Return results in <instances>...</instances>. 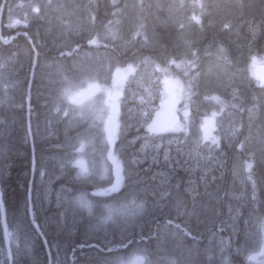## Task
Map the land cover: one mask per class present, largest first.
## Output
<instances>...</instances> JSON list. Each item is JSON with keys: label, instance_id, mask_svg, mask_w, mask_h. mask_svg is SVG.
Listing matches in <instances>:
<instances>
[{"label": "trees", "instance_id": "1", "mask_svg": "<svg viewBox=\"0 0 264 264\" xmlns=\"http://www.w3.org/2000/svg\"><path fill=\"white\" fill-rule=\"evenodd\" d=\"M10 1L11 0H8L7 3H10ZM21 1L22 2H19L20 4H17L16 0V5L23 6L33 0H28L29 2L27 0ZM76 1L51 0V6L54 5L55 7H47V10L45 11V13H47L43 16V21H40L38 26L36 23L32 24V21L36 20V18L38 17V15L37 17L35 15L34 18L23 20L24 23L14 22L11 18H9L6 22L8 31H5L4 28H1L3 29L2 34H6L7 32L8 35H14L23 31L28 32L30 39L23 37L22 34H18L15 40H13V44L5 46L0 42V187H2L4 190L5 204V210L3 212L4 214H0V264H25L26 262V264H49V259L50 264H59L54 258V253H56L55 242L58 237H60L58 239L60 240L61 248H63V255L67 264H116L118 261V257L120 255L125 257L124 254L128 253L127 251H129L130 247L133 246V248L139 246L138 248H140L141 250L144 249L143 253L146 264H195L197 260V263L201 264L205 259V251H207L208 247L211 245L210 243L213 241V238L211 239V241H208V239L212 234L216 233L215 231L218 228L217 226L219 225L221 227V233L224 234V236L229 235L226 230H223V221L221 220L222 218L219 214L220 211H225V205L233 201L229 194L228 188L220 185L218 188H207V191L209 189L207 193L196 191L194 197L196 201H194V199L192 198L193 203H191V196L190 194H188V190H186L185 187L187 183H184L187 179L190 178L189 172L191 171V161L189 158L186 161V157L183 155V164L179 165V167H174V173L170 176L166 184L168 193L165 192L161 197L163 203L161 204L163 206H160L157 210H154V208L151 207L152 205H150L151 199H149V196L140 192V190L143 191L144 186L137 183V179L140 176L138 168L130 164L131 159L137 153L135 152L133 155L127 154V152L129 153V143L127 139H129L130 136L129 134L124 135V133L122 132L126 125V119L125 114L121 115L120 109H118L119 107H117V113L115 109L113 110L114 114L111 123H114V128H121V133H118L117 137V133L116 131L114 132L113 128H111V133L110 131L107 132L110 137V140L104 146V149H106L107 152L101 159V155L98 153L99 159H96V161L94 162V166L92 165V167L98 169L99 167L97 165H99V163H102V159L105 161L106 166L108 165L107 162L109 161V167L111 165L112 166L111 169L107 167L109 170L107 169L106 176L104 178H94L93 174L92 177L90 174L87 178L88 180H85L84 178H82L81 174L77 172L76 166H70L68 169H66L67 173L59 177L60 180L59 178H57L56 181L54 180L52 183L56 184H54L55 186H52V192L58 191L59 189L57 187L61 185L64 192L65 190H68L67 192L70 194L69 197H73L71 193H73L74 196L78 197V205L74 204V202L78 200L72 199V197H70L68 198L69 202L64 199L65 203L63 204L62 208H59L62 205L55 206L54 208L53 196H50L49 202L46 204L43 197V190L45 189V186L42 185L41 178L44 169H47L48 167V163L44 166L43 160H46L48 158L49 161L53 160L55 151H60V154L66 155L63 157V160L67 163L69 159L74 157V154L76 152L70 149L66 151V147H68L69 145L73 146V143L79 146V143H77L78 134L83 133L81 136H83L82 138H85V140L87 139V137L84 136L85 133H87L89 136L94 135L96 137H99V134L96 135L93 133H96L97 130L95 129L94 125L90 127L91 123L89 121L87 124L88 126L82 127V123H80L78 121V118L76 117L77 113H69L68 111L63 115L66 107H62V105L67 104L63 101L64 99L58 101V98L62 97L61 93L66 87L77 88L81 85L84 86V83L89 80H98V82L96 83L101 84L102 80H99L98 77H100L101 75L102 66L104 67V65L108 62L107 58L102 57L101 59V51L106 50L111 54L113 52L123 53L125 60H127L128 62H121V64L118 65L119 67H124V65L132 67H134V65L137 66V64L140 65V62L144 61L146 59V56L149 55L151 57V60L154 61L157 66L165 69V64L170 62L172 53L176 52L175 49L180 51L183 47V41H194L193 43H191L194 47L193 50L195 49V53L201 54V58L199 59L198 63L206 61L207 55L211 54L212 52L213 55L215 54L217 58L222 60L220 62V65H232L231 69H233V71L230 70V72L235 73L238 69H240V67H243L245 65V63L249 60V57L252 58L255 56H264V0H180L182 4L190 2L189 4H191V6H194L192 13H187V17L182 19L183 22L185 21V19H189L190 21H188L190 23L188 33L185 35H179L178 33L183 32V30H177V26L174 24L177 20H179V18L177 20L176 18L172 19L171 17H169V12L168 15H166V9L163 7H172L170 0H128L129 4H123L125 0H83L84 5L82 10H84V13L81 14V16L85 23L87 21L89 22V25H87L86 27L82 26L80 28L77 21L73 22V20L67 18L74 12L76 13L77 11H80L77 7H72V3H76ZM161 2H163L162 6H160ZM102 4H105V6H103ZM148 6L151 7L149 8ZM151 11L154 12L153 16L158 17V19L156 18L152 21H160L161 23L160 26L155 25L156 34L155 32L153 33V38L148 36V32L150 31H147L146 28V22L150 21V18L152 17ZM108 15L109 17H107ZM64 19H69L68 22L70 25H68V31L64 33L57 32V35L54 34L56 31L63 29L62 23ZM152 21L150 22L151 26L155 24ZM3 24L4 22L1 24L2 27ZM170 24H172L176 28H174L173 26L170 27ZM11 27L15 30L11 29ZM93 36L95 38L93 40L95 47H88L86 41L92 39ZM178 36H180L181 38ZM182 37H184V40L182 39ZM30 40H32L34 43L32 47L29 43ZM19 43L21 45L17 46ZM33 47L37 51V61L35 67L33 68L31 79L30 74L34 59ZM82 48L86 49V52H81L80 50ZM166 49L169 50L167 51ZM201 49L203 50V52ZM149 52H151L152 54H150ZM76 54L77 56H75ZM152 56H154L155 59ZM203 56L206 58H203ZM196 58L192 60L194 64L197 61ZM157 62L159 65L157 64ZM233 62L238 63L234 64ZM193 63L191 64L193 68L190 71L194 70ZM239 63L242 64V66ZM190 77L192 78V76ZM30 80L31 83H29ZM192 81H195V79L192 78ZM237 83V87L235 88L237 89L236 91L240 92L237 94V97L240 98V101L242 102L239 111H245L249 115V118H251L252 112H254V116L251 119L252 126L263 122L264 113L262 111L261 105L264 103V85L260 84L259 81L252 76L251 79H248V82L243 85V91V86ZM29 84L30 89L28 91ZM246 85L248 87V90L245 89L247 88ZM239 88L241 89L240 91ZM28 94L29 110H27L26 104ZM249 96H251V99ZM54 102L57 103V109L53 108ZM219 106H221L224 110L223 113L230 112L228 108H224V106L220 104ZM47 111L48 113L49 111L53 113L55 121L54 123L57 125H55L54 127L56 128H51V126L48 124L51 118L48 116ZM235 114L238 118L242 117L243 120L247 119L246 117L243 118V116L239 115L237 112ZM258 115L263 117H258ZM58 117L61 118L60 121ZM89 118H91V116H89ZM69 122H72V124L67 126L64 124H67ZM84 124H86V122ZM243 124L244 123L242 122V124L240 125L241 128L244 127ZM93 127L94 129H92ZM49 128H51L52 130H50ZM261 130L264 131V128ZM96 137H93V139L90 138L92 139V144L88 143L90 146L97 147L98 139ZM118 138L121 140L119 141V143H117L119 140ZM122 140H124V142ZM121 142L123 145L121 144ZM182 143L184 142H180V144ZM120 144L124 148H120ZM234 146L235 144L231 147V158L235 153H238V149H235ZM223 148L225 150V146ZM118 150L121 155L123 154L125 156H121ZM227 153L229 156V151ZM89 155L90 151L86 150V157H89ZM177 155L181 156L182 154L177 152ZM43 157L45 158L43 159ZM33 159L35 160V169L33 173L31 188H29V177L32 174V170L30 169H32ZM257 160L259 162L264 161V152L259 155ZM89 163L90 161L88 159L87 164L90 167ZM110 163L112 164L110 165ZM262 164H264V162ZM114 165H116V167H114ZM102 166L104 167L103 163ZM95 168H93V170H95ZM69 169L71 171H68ZM141 169L142 167L140 168V170ZM72 170L75 174L72 172ZM263 170L261 169V173L264 175ZM173 171H171V173ZM174 174H176V177ZM177 176L178 178H181L178 179ZM38 179H40L41 181H39ZM36 180L38 182H36ZM177 182H179V185ZM34 184H36V187ZM78 184L81 186H79ZM76 185L81 187L82 190L84 188V190H80L81 188L79 187L78 190ZM72 186L74 189L72 188ZM37 187L39 190H37ZM105 187L106 189H104ZM221 187H223L224 189H221ZM87 188H92V190L87 191ZM30 189L37 191H30ZM75 189L77 191H75ZM171 191H173L174 193L177 192V198H174L173 195L175 194H172L173 192ZM216 191H218V193ZM121 193L124 194L125 197H122ZM204 194L205 196H203ZM214 194L216 195V198ZM119 197L122 199H120ZM169 197L171 199H169ZM28 198L30 199L32 208V218L33 221H35V226H38L36 227L40 232L39 235L37 230L31 223L30 216H28ZM103 198L105 200H103ZM260 198L261 196H259V194H254L251 191V188L249 186H246V190L243 192V201L244 203L246 201L247 204H244L245 207L242 206L241 213L245 215L249 210L253 208V210L262 214V210H264V201L261 202ZM146 199L148 201H146ZM101 200H108L110 209L117 207L115 204L117 200H119L120 205L118 206V208H120V210H125V213L121 215L125 219L121 216L118 219H108L106 217L107 209L105 211H102L100 208ZM82 201H86L90 207H85V203ZM175 201H177V203ZM146 203L148 206L146 205ZM168 203H170V206ZM207 203L209 204L207 205ZM248 204H251V206ZM165 205L167 207H165ZM175 206L179 211L174 208ZM191 206H193L194 208ZM247 207L250 209H248ZM146 208L147 210H145ZM182 208L186 210H183ZM206 208H208V210ZM180 210L182 211L180 212ZM41 211L45 212L41 214ZM111 212L113 214L117 211L116 209H111ZM144 212L147 213L145 214ZM148 213H150L151 217ZM50 215L53 218H51ZM146 215L147 217H144ZM182 215L184 216V218ZM192 215L193 217H191ZM244 215H242V218L244 217ZM153 216L155 219L153 218ZM54 217L56 218V223L54 222ZM142 217L144 218L142 219ZM157 217L159 219L161 217V219L159 220ZM192 218H195L194 221ZM51 219H53V221ZM115 219L117 221L122 219L124 220V222L120 220V223H117ZM195 220L200 224L201 228H198L199 225H197V222ZM184 221L186 223H189L188 226L190 225V227L186 226V223H184L183 225L182 222ZM2 226L4 228V231L2 229ZM122 226H125L127 228L124 229V227ZM179 226H181L182 228ZM117 227L120 228L118 229ZM162 227L167 229H165L166 232L164 233V235L166 234L165 239L168 243L166 241L161 243L162 239H160L161 241L159 240V234L164 231ZM52 228L54 231L52 230ZM119 230L120 234L119 232H116ZM27 231H30L29 233L31 235ZM24 233L25 235H23ZM84 233H86V235ZM99 233H101L103 236H101V234L99 235ZM168 233H172V236ZM122 234L124 236H122ZM29 235L32 239H34L32 242L30 241L31 239ZM204 235L205 239L203 240ZM81 236H84L85 238H82ZM153 237L156 240L158 239V241L152 240ZM107 239H109V241ZM180 239L183 242H181ZM202 240L203 242H205L202 243ZM124 241L125 243H123ZM215 241L216 240H214L212 243L215 244ZM26 242H28L29 244H23ZM131 242H135L134 245ZM208 242L210 243L208 244ZM138 243L140 245H138ZM180 243H184L182 245L185 246H182ZM151 244L155 246V248H153V246L151 247ZM188 244L189 247L187 248L189 249L185 248ZM24 245L27 247H25ZM106 245L109 246L107 247ZM156 245H158V248L156 247ZM11 246L13 247V249H11ZM166 246H168V248ZM18 249L21 251H19ZM44 249L46 251H44ZM117 252L119 256H117ZM51 253L53 254L50 255ZM92 253L93 256H91ZM223 253L224 255L222 254V257L225 261L232 264L239 262V259L233 253L232 243L230 241L229 243L226 242V247ZM8 254L10 256V260ZM115 255L117 256V259H115L116 261L114 260V258H116ZM112 256H114V258ZM197 256H199V258ZM93 257L95 259H93ZM28 258L30 260H28ZM200 258L201 260H199ZM96 259L97 261L94 262ZM98 259L101 260L99 261ZM216 260L217 259H214V262ZM28 261H31L32 263Z\"/></svg>", "mask_w": 264, "mask_h": 264}, {"label": "rangeland", "instance_id": "2", "mask_svg": "<svg viewBox=\"0 0 264 264\" xmlns=\"http://www.w3.org/2000/svg\"><path fill=\"white\" fill-rule=\"evenodd\" d=\"M45 1L46 0H35L30 7L22 8L20 10L15 8L16 2H11L8 11L14 22L24 23L23 19L29 20L37 14L38 16H43L44 10L47 8L46 4H48L49 0L46 1L44 6L40 5L45 3ZM125 1L129 4L128 0ZM170 1L172 7L169 8L164 6L163 8L166 9V15H168V12L170 13L169 17L172 19L176 18L177 20L179 18L174 24L177 26V30H180L182 19L187 17L185 14L192 13L194 6H191V4H189L190 2L182 4L180 0H178L179 2L177 0ZM72 4V7H77L80 11H77L76 13L74 12L67 18L73 20V22L77 21L79 28L89 25V22L87 21L85 23L81 16V14L84 13L82 10L84 5L83 0ZM162 5L163 2L160 3V6ZM53 7L55 6L53 5L50 8ZM151 13L152 17L150 18V21L146 22V28L147 31H150L148 32V36L153 38V33L155 32L156 34L155 25L160 26L161 23L160 21H152L153 19H158V17L153 16L154 12L151 11ZM69 19H64L63 29L56 31L54 34L57 35V32H67L69 29L68 25H70L68 23ZM151 21L155 23L152 26L150 23ZM169 26L171 27L173 25L170 24ZM173 27L176 28L175 26ZM178 34L182 35L181 32ZM94 39L93 36L92 39L88 40V46L95 45L93 43ZM182 44L183 47L180 51L178 50V52L176 51L172 53L170 57L172 59H170L169 63L165 64V69L158 67L151 59L146 57L142 65L140 64L134 67L125 66L106 68L102 71V74L100 75L101 78L98 77L99 80H102L101 84L96 83L98 80H89L84 83V86L81 85L77 88H64L61 93L62 97L58 98V101L64 99L63 101L67 104L62 105V107H66L63 115L68 111L69 113H77L76 117L78 118V121L82 123V127L88 126L87 124L89 121L91 123L90 127L94 125L97 130L96 133H93L96 135L99 134V137L94 135L89 136L85 133L84 136L87 137L85 140V138H82L83 136H81L83 133L78 134L77 143H79V146L73 143V146L69 145L66 147V151L70 149L76 152L74 157L69 159L67 163L63 160V154L54 156L53 160L48 163L47 170L44 167L45 169L42 173V185L45 186L43 197L47 204L51 194V197L53 196L54 201L56 202H54L55 205L53 204L54 207L58 203V205L63 206L65 203L64 199L69 202L68 198L72 196L69 197L68 190H65L64 192L63 187L61 186L57 187L59 189L56 191L57 193L55 191L51 192V190L53 181L66 174L67 172L65 171H67L66 169L70 166H76L77 172L81 174L84 179H87L91 172L94 175V178H104L106 176L107 173L103 172V170H107L103 159L101 162L104 164L105 168L100 165L99 169H101V171H97V169L96 171H92L94 168L92 165L96 159H99L98 153L101 155V159L107 152V150L104 149V146L108 143L110 137L107 133L106 126L109 123V116L114 110L113 106H119L121 115L125 114L126 119V125L122 132L124 135H130V138L127 140L129 143V154H134L135 150L137 153L131 159L130 164L134 167H138V170L142 167V169L139 170L140 176L137 179V183L144 186L143 191L140 190V192L150 196V205L153 206H151L152 208L158 209L159 206H162L163 203L161 197L163 196V193L168 190L166 184L172 175L171 171L174 169V164L177 167L183 164L184 156L186 157V161L188 158L191 161V171L189 172L190 178L189 181L187 179L184 182L187 183L185 185L186 190L187 187H189V191L187 192L190 194L191 199H194L196 191L207 193L210 188L213 189L214 186V188H218L220 185L228 187V189L230 188L229 194L233 201L225 205V211H220L219 213L222 218L221 220L224 222L223 230H226L229 235L224 237L221 233V227L219 225L217 226L216 233L212 234L209 238V240L212 238L213 241L216 240L215 244L212 243L213 241L211 242V245L208 248L209 250L207 249L206 251L207 258L205 255L204 263L202 262L201 264H209L210 262V264H232L225 261L222 257L226 242L229 243V241L232 243L233 253L239 259V262L234 264H264V210H262V214H260L252 208L244 215L242 222H240L242 219L241 208L245 204L243 201V192L246 190V186H249L254 194L256 193L261 196V202L264 201V175L261 173V169L263 170L264 168V164H262L264 161L259 162L257 160L259 155L264 152V131L261 130L264 128V121L258 124H255L254 122L255 126L252 128L250 120L253 118L254 112H252L249 120V115L246 112L239 111L242 102L238 97H235L238 94H236L237 89L235 88V80L238 84L243 86L248 82V79H251V76L255 77L254 69L257 66L264 65V56L249 57V60L245 63L244 67H240L235 74L230 72L232 66L227 64L223 66L220 65L222 60L212 53L207 55L206 61L198 63L201 55L199 56L198 53H193L194 50L193 46H191L192 44L187 43L186 40L185 42L183 41ZM101 54V59L102 57H107L108 59V53L106 51H101ZM197 55L199 56V59ZM75 56H77V54ZM193 57H197V61L193 65L194 70L190 71L193 68L191 66L193 63L192 60L194 59ZM192 73L196 78L195 81H192V78L190 77L193 76ZM192 89L196 92V95ZM233 92H235L234 95ZM53 104V108L57 109V103L54 102ZM219 104L228 108L230 113L222 114L224 110ZM261 108L264 113V103L261 105ZM236 112L241 116H245L247 119L243 120L240 117L238 119L235 115ZM164 115L168 116L167 118H169V121L165 120ZM48 116L51 118L48 124L51 128H55L54 126L56 124L54 123L53 113L49 111ZM89 116H91V118H89ZM258 117L262 118L263 116L258 115ZM58 118L60 121L61 118ZM85 122L86 124H84ZM206 122L209 123L210 127H205L203 129L202 126L206 124ZM242 122L244 123L243 128L240 126ZM64 124L67 126L72 124V122ZM51 128L49 129L52 130ZM109 128H114V123H111ZM246 129H249L250 131H246ZM93 137L98 139L97 147L88 144H92ZM243 138L245 139L243 140ZM231 139L233 140L231 141ZM236 139L238 140L235 143ZM182 141L184 144H180ZM185 143V148L190 151L189 154H186L185 149L182 152V148H179L183 147ZM234 143V148L238 149V153H235L231 158V147ZM187 145H190L191 147L189 146L190 148H188ZM173 146H175V148L172 150L171 147ZM224 146L225 150L223 148ZM86 150L90 151L89 157H86ZM228 151L229 156L227 153ZM177 152L182 155H177ZM60 157H62V159H60ZM87 158L91 163H89L90 167L87 164ZM97 166L99 167V165ZM215 170H217L218 175H215ZM46 176L48 178H46ZM148 179H150V181ZM189 182H192V185H190ZM150 183H152V186ZM106 187L104 189H106ZM223 187H221V189H224ZM207 188H209L208 191ZM159 190L161 193H159ZM71 195H73L72 199L78 198L72 193ZM78 202L79 200L75 201L74 204L78 205ZM82 202L87 203L86 201ZM100 205L102 211L107 209L106 217L108 219L115 217L118 219L123 213H125V210H120V208H118L120 205L119 200H117L115 204L117 207L111 208L112 210L116 209L117 211L113 214L109 208V201H101ZM32 225L34 226L35 224L32 223ZM34 227L37 230V227ZM162 228L165 229L164 227ZM38 231L39 230H37V232ZM165 232L166 231L164 230L159 236V239H162L161 243L165 242L164 238L166 235L162 236ZM38 233L40 234V232ZM55 247V260L59 264H67L63 255V248H61L58 239H56ZM140 250V248L130 247L125 258L120 256L116 264H122L123 261L130 260L134 256L140 257L136 264H146L144 255L142 254L144 250ZM214 259L217 260L214 262Z\"/></svg>", "mask_w": 264, "mask_h": 264}, {"label": "bare ground", "instance_id": "3", "mask_svg": "<svg viewBox=\"0 0 264 264\" xmlns=\"http://www.w3.org/2000/svg\"><path fill=\"white\" fill-rule=\"evenodd\" d=\"M7 1H8V0H0V42H1L3 45H5V46H6V45H9V44H13V43H14L13 40H15V38L17 37L18 34H22L23 37H25V38H29V34H28V32H24V31H23V32H20V33H17V34H14V35H10V34L8 35L7 32H6V34H5V33L2 34V30H3V29H1V28H4L5 31H8V30H7L6 22L8 21L9 18L12 19V16L10 15V13H9V11H8V10H9V5L11 4V2H13V3L16 2V0H11L10 3H7ZM27 1H28V0H27ZM34 1H35V0L31 1L30 3H28V2H29V1H28V2H27L28 4H25V5H23V6H19V5H16V4H15V5H16L15 8L18 9V10H20V9H22V8L30 7V6L34 3ZM46 1H47V0H46ZM46 1H45V3H43V4L40 5V6H44V5L46 4ZM50 1H51V0H49L48 4H46L47 7H48V6H51ZM74 1H76V0H74ZM19 2H22V1H21V0H17V4H20ZM76 2H78V1H76ZM25 3H26V2H25ZM125 3H126V1L123 2V4H125ZM147 3H148V2H147ZM192 3H193V2H192ZM22 4H23V3H22ZM102 5L105 6V4H102ZM107 5H108V4H107ZM11 6H12V5H11ZM100 6H101V5H100ZM100 6H99V7H100ZM142 6H143V5H142ZM45 7H46V6H45ZM137 7H139V6H137ZM143 7H144V6H143ZM148 7H149V6H148ZM150 7H151V6H150ZM150 7H149V8H150ZM11 8H12V7H11ZM42 8H43V7H42ZM42 8H41V10H42ZM142 9H143V8H142ZM46 10H47V8L44 10V14H43V16L45 15V11H46ZM155 10H156V9H155ZM140 11H141V8H140ZM148 11H149V10H148ZM39 12H40V11H39ZM83 12H84V10H83ZM105 14H106V13H105ZM145 14H146V13H145ZM37 15H38V14H37ZM37 15H36V17H37ZM185 15H186V14H185ZM192 15H193V14H192ZM4 16H5V17H4ZM43 16H38V17L36 18V20L32 21V24H33V23H36L37 26H38L39 22H40V21H41V22L43 21ZM103 16H104V15H103ZM186 16H187V15H186ZM188 16H189V15H188ZM107 17H109V15H108ZM33 18H34V17H33ZM22 19H23V18H22ZM23 20H24V19H23ZM188 21H189V19H185V21H184V22L182 21V23H181V29H180V30H183V32H181V33L184 34V35L188 33L189 24H190V23H189L190 21H189V22H188ZM3 22H4V24H3V27H2L1 24H2ZM27 22H28V21H27ZM63 22H64V21H63ZM66 23H67V22H66ZM68 23H69V22H68ZM30 24H31V23H30ZM62 24H63V23H62ZM21 28H22V27H21ZM9 29H10V28H9ZM11 29H13V28L11 27ZM23 29H24V28H23ZM13 30H15V29H13ZM180 30H179V31H180ZM189 31H190V30H189ZM16 32H17V31H16ZM109 33H110V32H109ZM11 34H12V33H11ZM19 36H20V35H19ZM20 37H21V36H20ZM149 37H150V36H149ZM178 37H180V36H178ZM183 38H184V37H182V39H183ZM29 39H30V38H29ZM178 39H179V38H178ZM182 39H181V40H182ZM181 40H180V41H181ZM86 42H88V41H86ZM193 42H194V41H193ZM193 42H192V41H187V43H190V44L193 43ZM29 43H30V46H31V47L34 45V43H33L32 40H30ZM88 44H89V43H87V45H88ZM20 45H21V44L19 43L17 46H20ZM195 45H196V43H195ZM17 46H16V47H17ZM176 46H177V45H176ZM191 46H193V45H191ZM88 47H95V45H90V46H88ZM203 47H204V46H203ZM208 47H209V46H208ZM176 48H177V47H176ZM193 48H194V47H193ZM178 49H179V48H178ZM181 49H182V48H181ZM207 49H208V48H207ZM209 49H210V48H209ZM18 50H19V47H18ZM21 50H22V49H21ZM33 50H34V59H33L32 70H31V74H30V78H31V79H32V74H33V68L35 67V65H36V61H37V51L35 50L34 47H33ZM148 50H149V49H148ZM166 50H167V49H166ZM168 50H169V49H168ZM168 50H167V51H168ZM175 50L178 52L177 49H175ZM191 50H192V49H191ZM194 50H195V49H194ZM201 50H202V49H201ZM80 51H81V52H86V49L82 48ZM104 51H106V50H104ZM149 51H150V50H149ZM172 51H174V50H172ZM16 52H17V51H16ZM20 52H21V51H20ZM106 52H107V51H106ZM195 52H196V51H194L193 53H195ZM202 52H203V50H202ZM14 53H15V52H14ZM107 53H108V52H107ZM149 53L152 54L151 52H149ZM169 53H170V52H169ZM206 53H207V52H206ZM211 53H212V52H211ZM38 54H39V53H38ZM124 54H125V53H124ZM203 54H204V53H203ZM198 55L200 56L201 54H198ZM198 55H197V56H198ZM214 55H215V54H214ZM125 56H126V55H125ZM161 56H163V55H161ZM175 56H176V55H175ZM210 56H211V55H210ZM129 57H130V56H129ZM146 57H148L149 59H151V57H150L149 55H147ZM152 57L154 58V56H152ZM164 57H165V55H164ZM246 57H247V56H246ZM106 58H107V57H106ZM132 58H133V57H132ZM157 58H158V57H157ZM193 58H194V57H193ZM203 58H206V57L203 56ZM240 58H241V57H240ZM154 59H155V58H154ZM163 59H164V58H163ZM165 59H166V58H165ZM171 59H172V58H171ZM198 59H199V58H198ZM107 60H108V62L104 65V67L102 68V71H104L106 68H113V67H116V68H117V67H119L118 65L121 64V62H123V61H127V60H125V57L123 56V53H121V52H113L112 54H111V53H108V59H107ZM193 60H194V59H193ZM196 60H197V58H196ZM239 60H240V59H239ZM245 60H246V59H245ZM156 61H158V60H156ZM201 61H202V60H201ZM45 62H46V61H45ZM127 62H128V61H127ZM153 62H154V61H153ZM230 62H231V61H230ZM244 62H245V61H244ZM140 63H141V65H142V64H143V61H141ZM202 63H203V62H202ZM233 63H234V62H233ZM235 63H238V62H235ZM235 63H234V64H235ZM242 63H243V62H242ZM157 64H158V62H157ZM182 64H183V63H182ZM185 64H186V62H185ZM188 64H189V63H188ZM190 64H191V63H190ZM193 64H194V63H193ZM239 64H240V63H239ZM137 65H138V64H137ZM158 65H159V64H158ZM240 65L242 66V64H240ZM125 66H126V65H124V67H125ZM134 66H135V65H134ZM168 66H169V65H168ZM203 66H204V65H203ZM203 66H202V67H203ZM231 66H232V65H231ZM233 66H234V65H233ZM262 66H264V65H262ZM262 66H257V67L254 69V74H255L256 79L259 81V83L262 84V85H264V82L261 81V79L258 77V75H257V73H256V70H257L258 68L262 67ZM158 67H160V66H158ZM163 67H164V66H163ZM171 67H172V65H171ZM239 67H240V66H239ZM243 67H244V66H243ZM230 68H231V67H230ZM233 68H234V67H233ZM235 68H236V67H235ZM162 69H163V68H162ZM162 69H161V70H162ZM198 69H199V68H198ZM176 70H177V69H176ZM183 70H184V69H183ZM191 70H192V69H191ZM109 71H110V70H109ZM162 71H163V70H162ZM180 71H181V70H180ZM232 71H233V69H232ZM241 71H242V69H241ZM234 72H235V71H234ZM176 73H177V72H176ZM238 73H239V72H238ZM101 74H102V72H101ZM192 74H193V73H192ZM241 74H242V73H241ZM230 75H231V74H230ZM239 75H240V74H239ZM243 75H244V74H243ZM173 76H174V75H173ZM184 76H185V75H184ZM187 76H188V75H187ZM193 76H194V74H193ZM193 76H192V78L196 79L195 76H194V77H193ZM185 77H186V76H185ZM234 77H235V76H234ZM239 77H240V76H239ZM100 78H101V77H100ZM230 79H231V78H230ZM237 80H238V79H237ZM239 81H240V80H239ZM244 81H245V80H244ZM232 82H233V81H232ZM235 82L237 83L236 80H235ZM240 82H241V81H240ZM29 83H31V80H30ZM190 83H191V82H190ZM246 83H247V82H246ZM193 84H194V82H193ZM237 84H238V83H237ZM186 85H187V83H186ZM198 85H199V84H198ZM201 85H202V84H201ZM235 85H236V84H235ZM199 87H200V86H199ZM214 87H215V86H214ZM235 87H237V86H235ZM240 87H241V86H240ZM246 87H247V85H246ZM197 88H198V86H197ZM217 88H218V87H217ZM233 88H234V86H233ZM250 88H251V87H250ZM29 89H30V84H29V87H28V91H29ZM194 89H195V88H194ZM200 89H201V88H200ZM203 89H204V88H203ZM209 89H210V88H209ZM245 89L248 90V87L245 88ZM188 90H189V88H188ZM190 90H191V89H190ZM192 90H193V89H192ZM234 90H235V89H234ZM240 90H241V89L239 88V91H240ZM243 90H244V86H243V88H242V91H243ZM193 91H194V90H193ZM193 91H192V92H193ZM199 91H200V90H199ZM229 91H230V90H229ZM189 92H190V91H189ZM218 92H219V91H218ZM230 92H231V91H230ZM190 93H191V92H190ZM194 93H195V95H196V92H195V91H194ZM198 93H199V92H198ZM200 93H201V92H200ZM227 93H229V92H227ZM234 93H235V92H233V95H234ZM237 93H240V92H237V91H236V94H237ZM224 94H226V93H224ZM231 94H232V92H231ZM192 95H193V94H192ZM204 95H205V94H204ZM233 95H232V97H233ZM240 95H241V94H240ZM249 95H250V94H249ZM202 96H203V94H202ZM247 96H248V94H247ZM203 97H204V96H203ZM223 97H224V96H223ZM225 97H226V96H225ZM229 97H230V96H229ZM235 97H237V96H235ZM242 97H243V96H242ZM242 97H241V99H242ZM250 97H251V96H250ZM53 99H54V98H53ZM243 99H244V98H243ZM250 99H251V98H250ZM49 100H50V99H49ZM49 100H48V101H49ZM239 100H240V98H239ZM247 100H248V99H247ZM250 102H251V101H250ZM26 104H27V110H29V94H28L27 99H26ZM232 104H233V103H232ZM247 106H248V104H247ZM243 107H244V106H243ZM138 108H139V107H138ZM224 108H226V107H224ZM249 108H250V107H249ZM218 109H219V108H218ZM244 109H245V108H244ZM234 110H235V109H234ZM246 110H247V108H246ZM221 111H222V110H221ZM229 111H230V110H229ZM196 112H197V111H196ZM196 112H195V113H196ZM219 112H220V111H219ZM244 112H245V111H244ZM222 113H223V112H222ZM240 113H241V112H240ZM113 114H114V112L112 111V112H111V115L109 116V119H110V117L113 116ZM185 114H186V113H185ZM220 115H221V114H220ZM220 115H219V117H220ZM226 115H227V114H226ZM232 115H233V114H232ZM235 115H236V114H235ZM123 116H124V115H123ZM1 117H2V116H1ZM244 117H245V116H243V118H244ZM195 118H196V117H195ZM241 118H242V117H241ZM238 119H239V118H238ZM245 120H246V119H245ZM249 120H250V118H249ZM193 121H194V120H193ZM237 121H238V120H237ZM108 122H109V121H108ZM244 122H245V121H244ZM250 122H251V120H250ZM139 123H140V122H139ZM194 123H195V122H194ZM194 123H193V124H194ZM197 123H198V122H197ZM248 123H249V122H248ZM1 124H2V122H1ZM133 124H134V123H133ZM241 124H242V123H241ZM250 124H251V123H250ZM137 125H138V124H137ZM243 125H244V124H243ZM56 126H57V125H56ZM248 126H249V125H248ZM251 126H252V125H251ZM253 126H254V125H253ZM253 126H252V127H253ZM136 127H137V126H136ZM192 127H193V126H192ZM195 127H196V126H195ZM245 127H246V125H245ZM55 128H56V127H55ZM93 128H94V127H93ZM193 128H194V127H193ZM238 128H239V125H238ZM247 130L250 131L249 129H246V131H247ZM253 130H254V129H253ZM244 131H245V130H244ZM241 132H242V131H241ZM243 134H244V133H243ZM129 136H130V135H129ZM131 136H132V135H131ZM126 138H127V137H126ZM239 138H240V136H239ZM118 139H119V138H118ZM234 139H235V138H234ZM244 139H245V138H243V140H244ZM127 140H128V139H127ZM130 140H131V139H130ZM232 140H233V139H231V141H232ZM237 140H238V139L235 140V143L237 142ZM119 141H121V140L119 139L118 142H117V141H116V142L119 143ZM122 141L124 142V140H122ZM126 142H127V141H126ZM129 142H130V141H129ZM233 142H234V141H233ZM235 143H234V144H235ZM121 144H122V142H121ZM121 144H120V145H121ZM182 144H184V143H182ZM122 145H123V144H122ZM122 145H121L120 148L123 147ZM125 147H126V146H125ZM130 147H132V146H130ZM120 148H119V149H120ZM123 148H124V147H123ZM163 148H164V147H163ZM174 148H175V146L171 147L172 150H173ZM179 148H182V150L185 149L184 146H183V147H179ZM128 149H129V148H128ZM133 149H134V148H133ZM94 151H95V150H94ZM126 151H127V150H126ZM118 152H119V150H118ZM124 152H125V150H124ZM130 152H131V151H130ZM134 152H136V150H135ZM44 153H45V152H44ZM48 154H49V153H48ZM58 154H60V151H55V156H57ZM119 154H120V152H119ZM127 154H129V153L127 152ZM120 155H121V154H120ZM122 155H123V154H122ZM122 155H121V156H122ZM132 155H133V154H132ZM135 155H136V154H135ZM41 156H42V155H41ZM63 156H66V155H63ZM123 156H125V155H123ZM68 157H69V156H68ZM44 158H45V157H43V159H44ZM58 158H59V156H58ZM60 159H62V157H60ZM60 159H59V160H60ZM125 159H126V158H125ZM129 159H130V157H129ZM38 160H39V159H38ZM105 160H106V159H105ZM122 160H123V159H122ZM34 161H35V160L33 159L32 169H30V170H32V172H31L32 174L30 175L31 179H30V177H29V180H30V187H29V188H31V184H32V181H33V173H34V169H35ZM60 161H61V160H60ZM62 161H63V160H62ZM50 162H51V161H49V158L46 159V160H43V165L45 166L47 163H50ZM58 162H59V161H58ZM58 162H57V163H58ZM63 162H64V161H63ZM124 162H125V161H124ZM175 162H176V161H175ZM96 163H97V162H96ZM107 163H108V165H107V166L105 165V166H106V169H108V168L111 169V166H112L111 164H112V163H110V165H111L110 167H109V161H108ZM107 163H106V164H107ZM126 163H127V162H126ZM61 164H62V163H61ZM92 164H93V163H92ZM94 164H95V163H94ZM94 164H93V166H94ZM127 164H128V163H127ZM48 165H49V164H48ZM63 165H64V163H63ZM100 165H102V163H101V164L99 163V168H100ZM44 166H43V167H44ZM105 166H104V168H105ZM175 166H176V165L174 164V167H175ZM57 167H59V166H57ZM107 167H108V168H107ZM114 167H116V165H114ZM114 167H113V168H114ZM127 167H128V166H127ZM94 168H95V167H94ZM99 168H98V169L95 168V171H96V169H97V171H98V170L101 171V169H99ZM128 168H129V167H128ZM137 168H138V167H137ZM175 168H176V167H175ZM175 168H174V169H175ZM67 169H68V168H67ZM115 169H116V168H115ZM129 169H130V168H129ZM46 170H47V169H46ZM63 170H64V168H63ZM108 170H109V169H108ZM112 170H113V169H112ZM132 170H133V169H132ZM139 170H140V169H139ZM42 171H43V170H42ZM57 171H58V170H57ZM68 171H71V170L69 169ZM93 171H94V170H93ZM175 171H176V170H175ZM39 172H40V171H39ZM65 172H66V171H65ZM72 172L74 173L73 170H72ZM103 172H106V173H107V170H106V171L103 170ZM138 172H139V171H138ZM143 172H144V171H143ZM41 173H42V172H41ZM94 173H95V172H94ZM134 173H135V172H134ZM173 173H174V171L172 172V174H173ZM48 174H49V173H48ZM58 174H59V172H58ZM74 174H75V173H74ZM90 174H92V172H91ZM147 174H148V173H147ZM176 174H177V173H176ZM176 174H174L175 177H176ZM45 175H46V174H45ZM59 175H60V174H59ZM215 175H218V174L215 173ZM24 176H25V175H24ZM38 176H40V175H38ZM43 176H44V174H43ZM49 176H50V175H49ZM81 176H82V175H81ZM88 176H89V175H88ZM93 176H94V175H93ZM182 176H183V175H182ZM91 177H92V175H91ZM91 177H90V178H91ZM141 177H142V176H141ZM22 178H23V176H22ZM27 178H28V177H27ZM37 178H38V177H37ZM37 178H36V179H37ZM46 178H48V177L46 176ZM55 178H56V177H55ZM80 178H81V177H80ZM95 178H96V177H95ZM177 178H178V176H177ZM180 178H181V177H180ZM180 178H178V179H180ZM186 178H187V177H186ZM43 179H44V178H43ZM53 179H54V178H53ZM61 179H62V178H61ZM175 179H176V178H175ZM184 179H185V178H184ZM184 179H183V180H184ZM21 180H22V179H21ZM24 180H25V179H24ZM29 180H27V181H29ZM38 180L41 181L40 179H38ZM59 180H60V178H59ZM65 180H66V179H65ZM85 180H86V179H85ZM87 180H88V179H87ZM148 180L150 181V179H148ZM148 180H147V181H148ZM55 181H56V180H55ZM69 181H70V180H69ZM80 181H81V179H80ZM176 181H177V180H176ZM179 181H180V180H179ZM188 181H189V179H188ZM22 182H23V181H22ZM36 182H38V181L36 180ZM66 182H67V181H66ZM71 182H72V181H71ZM43 183H44V182H43ZM60 183H61V182H60ZM67 183H68V182H67ZM177 183H178V185H179V182H177ZM189 183H190V182H189ZM191 183H192V182H191ZM191 183H190V185H192ZM199 183H200V182H199ZM228 183H229V182H228ZM228 183H227V184H228ZM37 184H38V183H37ZM54 184H55V183H54ZM54 184H52V185H54ZM64 184H65V183H64ZM71 184H72V183H71ZM147 184H148V183H147ZM150 184H151V186H152V183H150ZM227 184H226V185H227ZM34 185H35V187H36V184H34ZM34 185H33V186H34ZM48 185H49V184H48ZM55 185H56V184H55ZM55 185H54V186H55ZM65 185H66V184H65ZM67 185H68V184H67ZM74 185H75V184H74ZM78 185H79V184H78ZM82 185H84V184H82ZM172 185H173V184H172ZM178 185H177V186H178ZM182 185H183V184H182ZM190 185H188V186H190ZM194 185H195V184H194ZM194 185H193V186H194ZM200 185H201V184H200ZM224 185H225V184H224ZM27 186H28V185H27ZM37 186H38V185H37ZM50 186H51V185H50ZM60 186H61V185H60ZM62 186H63V185H62ZM68 186H69V185H68ZM79 186H81V185H79ZM79 186L76 185L77 188H78ZM90 186H91V185H90ZM174 186H175V184H174ZM193 186H192V188H193ZM216 186H217V185H216ZM38 187H39V186H38ZM38 187H37V190H39ZM66 187H67V186H66ZM70 187H71V186H70ZM70 187H69V188H70ZM74 187H75V186H74ZM76 187H75V188H76ZM134 187H135V186H134ZM136 187H137V186H136ZM160 187H161V186H160ZM181 187H182V186H181ZM198 187H200V186H198ZM214 187H215V186H214ZM214 187H213V188H214ZM47 188H48V187H47ZM72 188H73V186H72ZM77 188H76V189H77ZM79 188H81V187H79ZM79 188H78V190H79ZM85 188H86V187H85ZM145 188H146V187H145ZM161 188H162V187H161ZM188 188H189V187H187V190H188ZM227 188H228V187H227ZM65 189H67V188H65ZM73 189H74V188H73ZM76 189H75V191H77ZM171 189H172V188H171ZM179 189H180V188H179ZM193 189H194V188H193ZM31 190H32V189H30V191H31ZM37 190H36V191H37ZM80 190H82V188H81ZM83 190H84V188H83ZM83 190H82V191H83ZM90 190H92V188H91V189H90V188H89V189L87 188V191H90ZM160 190H161V189H160ZM160 190H159V193H161ZM172 190H173V189H172ZM191 190H192V189H191ZM228 190H230V188H229ZM27 191H29V190H27ZM32 191H35V190H32ZM36 191H35V192H36ZM71 191H72V189H71ZM161 191H162V190H161ZM174 191H175V189H174ZM188 191H189V190H188ZM193 191H194V190H193ZM210 191H212V190H210ZM221 191H222V190H221ZM225 191H226V190H225ZM48 192H49V191H48ZM51 192H52V191H51ZM51 192H50V193H51ZM150 192H151V191H150ZM154 192H155V191H154ZM171 192H173V191H171ZM199 192H200V191H199ZM216 192L218 193V191H216ZM32 193H33V192H32ZM45 193H46V191H45ZM56 193H57V192H56ZM156 193H157V192H156ZM167 193H168V192H167ZM176 193H177V192H176ZM176 193H174V192L172 193V194H175V195H173L174 198L176 197ZM190 193H191V192H190ZM202 193H204V192H202ZM36 194H40V193H36ZM68 194H69V193H68ZM72 194H73V193H72ZM121 194H122V193H121ZM121 194H120V195H121ZM144 194H145V193H144ZM172 194H171V195H172ZM182 194H184V193H182ZM185 194H186V193H185ZM191 194H192V193H191ZM209 194H210V193H209ZM219 194H221V193H219ZM219 194H218V195H219ZM226 194H227V193H226ZM226 194H225V195H226ZM30 195H31V194H30ZM69 195H70V194H69ZM120 195H119V196H120ZM163 195H164V193H163ZM165 195H166V194H165ZM171 195H170V196H171ZM193 195H194V193H193ZM214 195H215V194H214ZM218 195H217V196H218ZM33 196H34V195H33ZM37 196H38V195H37ZM37 196H36V197H37ZM39 196H40V195H39ZM50 196H51V194H50ZM55 196H56V195H55ZM57 196H58V195H57ZM90 196H91V195H90ZM123 196L125 197L124 194H122V197H123ZM145 196H146V195H145ZM147 196H148V195H147ZM154 196H155V195H154ZM168 196H169V195H168ZM168 196H167V198H168ZM177 196H178V195H177ZM179 196H180V195H179ZM203 196H205V194H204ZM31 197H32V196H31ZM47 197H49V196H47ZM92 197H93V196H92ZM120 197H121V196H120ZM120 197H119V198H120ZM160 197H161V196H160ZM207 197H208V195H207ZM32 198H33V197H32ZM37 198H38V197H37ZM39 198H41V197H39ZM174 198H173V199H174ZM176 198H177V197H176ZM178 198H179V197H178ZM185 198H186V197H185ZM212 198H213V197H212ZM215 198H216V195H215ZM28 199H29V198H28ZM99 199H101V198H99ZM120 199H122V198H120ZM123 199H124V198H123ZM149 199H150V196H149ZM154 199H155V198H154ZM169 199H171V198L169 197ZM187 199H188V198H187ZM206 199H207V198H206ZM208 199H209V198H208ZM94 200H95V199H94ZM103 200H105V199L103 198ZM156 200H157V199H156ZM164 200H165V199H164ZM175 200H177V199H175ZM188 200H189V199H188ZM188 200H187V201H188ZM36 201H37V200H36ZM47 201H48V200H47ZM59 201H60V200H59ZM59 201H58V202H59ZM62 201H63V200H62ZM71 201H72V200H71ZM101 201H102V200H101ZM107 201H108V200H107ZM146 201H148V200L146 199ZM178 201H179V200H178ZM181 201H182V199H181ZM184 201H185V200H184ZM194 201H196L195 198H194ZM202 201H203V200H202ZM231 201H232V200H231ZM37 202H39V201H37ZM54 202H55V201H54ZM54 202H53V204H54ZM58 202H57V203H58ZM60 202H61V201H60ZM153 202H154V200H153ZM168 202H169V201H168ZM175 202L177 203V201H175ZM234 202H236V201H234ZM39 203H40V202H39ZM55 203H56V202H55ZM61 203H62V202H61ZM170 203H171V202H170ZM170 203H168L169 206H170ZM191 203H193V202H192V199H191ZM236 203H237V202H236ZM245 203L247 204L246 201H245ZM58 204H59V203H58ZM58 204H57L56 206H58ZM174 204H175V203H174ZM174 204H173V205H174ZM180 204H181V202H180ZM188 204H189V203H188ZM208 204H209V203H207V205H208ZM45 205H46V204H45ZM45 205H44V206H45ZM54 205H55V204H54ZM146 205H147V203H146ZM157 205H158V204H157ZM176 205H177V204H176ZM183 205H184V203H183ZM193 205H194V204H193ZM210 205H211V204H210ZM212 205H214V204H212ZM237 205H238V204H237ZM248 205H250V204H248ZM147 206H148V205H147ZM158 206H159V205H158ZM162 206H163V205H162ZM179 206H180V205H179ZM185 206H186V205H185ZM220 206H221V205H220ZM250 206H251V205H250ZM21 207H22V206H21ZM62 207H63V206H61V207H59V208H62ZM152 207H153V206H152ZM155 207H156V206H155ZM159 207H160V206H159ZM165 207H167V206L165 205ZM188 207H189V206H188ZM191 207H193V206H191ZM221 207H222V206H221ZM244 207H245V206H244ZM39 208H40V207H39ZM54 208H55V207H54ZM64 208H65V207H64ZM75 208H76V207H75ZM103 208H104V207H103ZM168 208H169V207H168ZM171 208H172V207H171ZM174 208H176V206H175ZM193 208H194V207H193ZM238 208H239V207H238ZM247 208H248V207H247ZM155 209H156V208H154V210H155ZM166 209H167V208H166ZM176 209H177V208H176ZM182 209H183V208H182ZM196 209H197V208H196ZM206 209L208 210V208H206ZM241 209H242V208H241ZM248 209H250V208H248ZM31 210H32V208H31L30 199H29V207H28V213H29V215H28V216H30L31 223L35 224V221H33V218H32V211H31ZM55 210H56V209H55ZM57 210H60V209H57ZM63 210H64V209H63ZM145 210H147V208H146ZM152 210H153V209H152ZM156 210H157V209H156ZM167 210H168V209H167ZM177 210H178V209H177ZM183 210H186V209H183ZM198 210H200V209H198ZM52 211H53V210H52ZM71 211H72V210H71ZM178 211H179V210H178ZM181 211H182V210H180V212H181ZM200 211H202V210H200ZM223 211H224V210H223ZM244 211H245V209H244ZM244 211H243V213H244ZM43 212H45V211H43ZM43 212L41 211V214H42ZM46 212H48V211H46ZM54 212H55V211H54ZM153 212H154V211H153ZM157 212H158V211H157ZM157 212H156V213H157ZM159 212H160V211H159ZM176 212H177V211H176ZM50 213H51V212H50ZM103 213H104V212H103ZM144 213H145V212H144ZM146 213H147V212H146ZM146 213H145V214H146ZM184 213H185V212H184ZM186 213H187V211H186ZM245 213H246V212H245ZM3 214H4V213H3ZM45 214H46V213H45ZM47 214H48V213H47ZM59 214H60V213H59ZM142 214H143V213H142ZM148 214H149V216H150V213H148ZM157 214H158V213H157ZM177 214H178V213H177ZM43 215H44V214H43ZM52 215H53V214H52ZM153 215H154V213H153ZM180 215H181V214H180ZM186 215H187V214H186ZM194 215H195V214H194ZM200 215H201V214H200ZM242 215H244V214H242ZM3 216H4V215H3ZM46 216H47V215H46ZM50 216H51V215H50ZM142 216H143V215H142ZM156 216H157V215H156ZM176 216H178V215H176ZM182 216H183V215H182ZM182 216H181V217H182ZM187 216H188V215H187ZM20 217H21V216H20ZM51 217H52V216H51ZM55 217H56V216H55ZM55 217H54V222H55V219H56ZM57 217H58V214H57ZM117 217H118V215H117ZM121 217H122V216H121ZM144 217H147V215L144 216ZM144 217H142V219H143ZM150 217H151V216H150ZM191 217H193V215H192ZM3 218H4V217H3ZM40 218H41V217H40ZM44 218H45V217H44ZM52 218H53V217H52ZM115 218H116V217H115ZM119 218H120V217H119ZM122 218H124V217H122ZM153 218H154V216H153ZM157 218H158V217H157ZM183 218H184V216H183ZM195 218H196V217H195ZM195 218H194V219H195ZM76 219H77V218H76ZM124 219H125V218H124ZM145 219H146V218H145ZM154 219H155V218H154ZM158 219H159V218H158ZM160 219H161V217H160ZM160 219H159V220H160ZM180 219H181V218H180ZM192 219H193V218H192ZM194 219H193V221H194ZM51 220L53 221V219H51ZM115 220H116V219H115ZM120 220H122V219H120ZM120 220H118V221L116 220L117 223H118V222L120 223ZM147 220H149V219H147ZM150 220H151V219H150ZM159 220H157V221H159ZM165 220H166V219H165ZM184 220H185V219H184ZM197 220H198V219H197ZM242 220H243V218H242ZM42 221H43V220H42ZM52 221H51V222H52ZM143 221H144V220H143ZM145 221H146V220H145ZM151 221H152V220H151ZM180 221H182V220H180ZM180 221H179V222H180ZM189 221H190V220H189ZM189 221H187V222H189ZM195 221H196V220H195ZM56 222H57V221H56ZM56 222H55V223H56ZM122 222H124V220H122ZM160 222H161V221H160ZM191 222H192V221H191ZM196 222H197V221H196ZM240 222H242V221H240ZM31 223H30V224H31ZM39 223H40V222H39ZM45 223H46V222H45ZM81 223H82V222H81ZM85 223H86V221H85ZM155 223H156V222H155ZM158 223H159V222H158ZM182 223H183V225H184V223H186V222L184 221V222H182ZM193 223H194V222H193ZM223 223H224V222H223ZM4 224H5V223H4ZM17 224H18V223H17ZM17 224H16V225H17ZM22 224H23V223H22ZM36 224H37V223H36ZM87 224H88V223H87ZM162 224H163V223H162ZM164 224H165V223H164ZM175 224H176V223H175ZM186 224H187V225H186ZM186 224H185V225L188 226L189 223H186ZM190 224H191V223H190ZM19 225H21V224H19ZM52 225H53V224H52ZM89 225H90V224H89ZM158 225H159V224H158ZM180 225H181V224H180ZM194 225H195V224H194ZM197 225H199L198 228H201V227H200V224H199L198 222H197ZM34 226H35V225H34ZM36 226H37V225H36ZM49 226H50V225H49ZM155 226H156V225H155ZM241 226H242V225H241ZM37 227H38V226H37ZM89 227H90V226H89ZM122 227H124V229L127 228V227H125V226H122ZM132 227H133V226H132ZM179 227H181V226H179ZM188 227H190V225H189ZM195 227H196V226H195ZM17 228H18V227H17ZM117 228H118V227H117ZM119 228H120V227H119ZM119 228H118V229H119ZM152 228H153V227H152ZM181 228H182V227H181ZM223 228H224V227H223ZM2 229H3V231H4L3 226H2ZM24 229H25V228H24ZM49 229H50V228H49ZM57 229H58V227H57ZM57 229H56V230H57ZM115 229H116V228H115ZM118 229H117V230H118ZM130 229H131V228H130ZM160 229H161V228H160ZM165 229H166V228H165ZM165 229H163V230H165ZM179 229H180V228H179ZM17 230H18V229H17ZM19 230H20V228H19ZM25 230H26V229H25ZM37 230H38V229H37ZM52 230H53V228H52ZM93 230H94V229H93ZM120 230H121V229H120ZM120 230H119V231H116V232H119V234H120ZM157 230H158V229H157ZM166 230H167V229H166ZM185 230H186V229H185ZM53 231H54V230H53ZM149 231H150V230H149ZM183 231H184V230H183ZM187 231H188V230H187ZM201 231H202V230H201ZM24 232H25V231H24ZM27 232L29 233L30 231H27ZM38 232H39V231H38ZM56 232H57V231H56ZM123 232H124V231H123ZM123 232H122V233H123ZM125 232H126V230H125ZM152 232H153V229H152ZM16 233H17V232H16ZM18 233H19V232H18ZM60 233H61V232H60ZM60 233H59V234H60ZM112 233H113V232H112ZM173 233H174V232H173ZM187 233H188V232H187ZM199 233H200V232H199ZM26 234H27V233H26ZM29 234H30V233H29ZM84 234L86 235V233H84ZM91 234H92V233H91ZM94 234H95V233H94ZM94 234H93V235H94ZM96 234H97V233H96ZM100 234H101V233H99V235H100ZM106 234H107V233H106ZM108 234H110V233H108ZM126 234H128V233H126ZM168 234L171 235L172 233H171V234L168 233ZM23 235H25V233H24ZM27 235H28V234H27ZM30 235H31V234H30ZM30 235H29V237H30ZM38 235H39V233H38ZM165 235H166V234H165ZM165 235H162V236H165ZM21 236H22V234H21ZM101 236H103V235L101 234ZM122 236H124V235L122 234ZM156 236H157V235H156ZM159 236H160V234H159ZM167 236H168V235H167ZM171 236H172V235H171ZM223 236H224V234H223ZM25 237H26V236H25ZM81 237H82V236H81ZM83 237H84V236H83ZM83 237H82V238H83ZM87 237H88V236H87ZM87 237H86V238H87ZM93 237H94V236H93ZM104 237H106V236H104ZM107 237H108V236H107ZM120 237H121V236H120ZM177 237H178V236H177ZM201 237H202V236H201ZM206 237H207V236H206ZM224 237H225V236H224ZM224 237H223V238H224ZM20 238H21V237H20ZM58 238H60V237H58ZM58 238H57V239H58ZM82 238H80V239H82ZM84 238H85V237H84ZM102 238H103V237H102ZM131 238H132V237H131ZM149 238H150V237H149ZM153 238H154V237H153ZM153 238H152V240H156L155 238H154V239H153ZM162 238H164V237H162ZM165 238H166V237H165ZM165 238H164V239H165ZM169 238H170V237H169ZM169 238H168V239H169ZM180 238H182V237H180ZM25 239H27V238H25ZM30 239H31V240H30L31 242L34 240V239H32L31 237H30ZM93 239H94V238H93ZM134 239H135V238H134ZM150 239H151V238H150ZM172 239H173V238H172ZM178 239H179V238H178ZM204 239H205V235H204L203 240H204ZM206 239H207V238H206ZM54 240H55V239H54ZM58 240H59V239H58ZM61 240H62V238H61ZM90 240H91V239H90ZM95 240H96V239H95ZM107 240L109 241V239H107ZM111 240H112V239H111ZM159 240H160V239H159ZM173 240H174V239H173ZM173 240H172V241H173ZM180 240H181V239H180ZM180 240H179V241H180ZM203 240H202V243L205 242V241L203 242ZM210 240H211V239H210ZM26 241H27V240H26ZM59 241H60V240H59ZM93 241H94V240H93ZM96 241H97V240H96ZM112 241H113V240H112ZM112 241H111V242H112ZM116 241H117V240H116ZM132 241H133V240H132ZM156 241H158V239H157ZM160 241H161V240H160ZM165 241H166V239H165ZM168 241H171V240H168ZM185 241H186V240H185ZM208 241H209V239H208ZM22 242H23V241H22ZM22 242H21V243H22ZM24 242H25V241H24ZM31 242H30V244H31ZM99 242H100V241H99ZM111 242H110V243H111ZM138 242H139V241H138ZM144 242H145V241H144ZM166 242H167V241H166ZM173 242H174V241H173ZM181 242H183V241L181 240ZM27 243H28V242H26L25 244H27ZM86 243H87V242H86ZM105 243H106V242H105ZM105 243H104V244H105ZM123 243H125V241H124ZM131 243H133V242H131ZM134 243H135V242H134ZM134 243H133V245H134ZM139 243H140V242H139ZM139 243H138V245H140ZM145 243H146V242H145ZM148 243H149V241H148ZM154 243H155V242H154ZM157 243H158V242H157ZM167 243H168V242H167ZM175 243H176V242H175ZM188 243H189V242H188ZM200 243H201V242H200ZM209 243H210V242H208V244H209ZM28 244H29V243H28ZM180 244H181V243H180ZM182 244H184V243H182ZM182 244H181V245H182ZM210 244H211V243H210ZM120 245H121V242H120ZM126 245H127V244H126ZM128 245H129V243H128ZM133 245H132V246H133ZM135 245H136V244H135ZM174 245H175V244H174ZM191 245H192V244H191ZM202 245H203V244H202ZM22 246H23V245H22ZM24 246H25V245H24ZM35 246H36V245H35ZM106 246H107V245H106ZM108 246H109V245H108ZM108 246H107V247H108ZM130 246H131V245H130ZM141 246H142V244H141ZM148 246H149V245H148ZM152 246H153V245L151 244V247H152ZM157 246H158V245H156V247H157ZM182 246H185V245H182ZM203 246H204V245H203ZM208 246H209V245H208ZM1 247H2V245H1ZM11 247H12V246H11ZM20 247H21V246H20ZM25 247H27V246H25ZM30 247H31V246H30ZM32 247H33V246H32ZM47 247H48V246H47ZM104 247H105V246H104ZM126 247H127V246H126ZM126 247H125V248H126ZM133 247H134V246H133ZM138 247H139V246H137L136 248H138ZM164 247H165V246H164ZM166 247L168 248V246H166ZM176 247H177V246H176ZM187 247H189V244H188L185 248H187ZM200 247H201V246H200ZM8 248H9V247H8ZM21 248H22V247H21ZM114 248H115V247H114ZM125 248H124V249H125ZM143 248H144V247H143ZM153 248H155V246H153ZM157 248H158V247H157ZM194 248H195V247H194ZM196 248H197V247H196ZM202 248H203V247H202ZM205 248H206V247H205ZM208 248H209V247H208ZM210 248H211V247H210ZM9 249H10V248H9ZM9 249H8V251H9ZM11 249H13V247H12ZM11 249H10V250H11ZM25 249H26V248H25ZM120 249H122V248H120ZM120 249H119V250H120ZM128 249H129V248H128ZM180 249H182V248H180ZM187 249H189V248H187ZM203 249H204V248H203ZM203 249H202V250H203ZM0 250H1V249H0ZM18 250H19V249H18ZM50 250H51V249H50ZM143 250H144V249H143ZM176 250H177V248H176ZM178 250H179V246H178ZM183 250H184V249H183ZM199 250H200V249H199ZM208 250H209V249H208ZM15 251H16V250H15ZM19 251H21V250H19ZM24 251H25V250H24ZM44 251H46V250L44 249ZM87 251H88V250H87ZM115 251H117V250H115ZM125 251H126V250H125ZM132 251H133V250H132ZM140 251H141V250H140ZM140 251H139V252H140ZM180 251H181V250H180ZM200 251H201V250H200ZM12 252H13V251H12ZM35 252H36V251H35ZM88 252H89V251H88ZM91 252H92V251H91ZM112 252H113V251H112ZM123 252H124V251H123ZM127 252H128V251H127ZM137 252H138V251H137ZM194 252H196V251H194ZM205 252H206V251H205ZM13 253H14V252H13ZM27 253H28V252H27ZM49 253H50V252H49ZM114 253H115V252H114ZM190 253H191V252H190ZM190 253H189V254H190ZM200 253H201V252H200ZM1 254H2V253H1ZM52 254H53V253H51L50 255H52ZM87 254H88V253H87ZM117 254H118V252H117ZM122 254H123V253H122ZM127 254H128V253H127ZM132 254H133V252H132ZM140 254H141V253H140ZM142 254L144 255L143 252H142ZM187 254H188V253H187ZM206 254H207V253H206ZM206 254H205V255H206ZM221 254H222V253H221ZM8 255H9V254H8ZM16 255H17V254H16ZM16 255H13V256H16ZM20 255H21V254H20ZM23 255H25V254H23ZM34 255H35V254H34ZM48 255H49V254H48ZM90 255H91V254H90ZM94 255H95V254H94ZM110 255H111V254H110ZM124 255L126 256V254H124ZM130 255H131V254H130ZM151 255H152V254H151ZM177 255H178V253H177ZM190 255H191V254H190ZM208 255H209V253H208ZM215 255H216V254H215ZM223 255H224V253H223ZM91 256H93V253H92ZM115 256H116V255H115ZM117 256H119V254H118ZM117 256H116V258H114V256H112V257H113L114 260H115V259H117ZM120 256H121V255H120ZM120 256H119V257H120ZM182 256H183V255H182ZM202 256H203V255H202ZM11 257H12V256H11ZM18 257H19V256H18ZM26 257H27V256H26ZM35 257H36V256H35ZM52 257H53V256H52ZM119 257H118V258H119ZM122 257H123V256H122ZM127 257H128V256H127ZM151 257H152V256H151ZM192 257H193V255H192ZM192 257H191V258H192ZM197 257L199 258V256H197ZM50 258H51V257H50ZM97 258H98V257H97ZM124 258H125V257H124ZM194 258H195V257H194ZM201 258H202V257H201ZM201 258H200L199 260H201ZM206 258H207V255H206ZM6 259H7V258H6ZM22 259H23V258H22ZM43 259H44V257H43ZM52 259H53V258H52ZM52 259H51V260H52ZM88 259H89V258H88ZM90 259H91V258H90ZM93 259H95V258L93 257ZM93 259H92V260H93ZM148 259H150V258H148ZM152 259H153V258H152ZM152 259H151V260H152ZM195 259H196V258H195ZM18 260H19V259H18ZM28 260H30V259L28 258ZM46 260H47V259H46ZM85 260H86V259H85ZM196 260H197V259H196ZM2 261H3V259H2ZM19 261H20V260H19ZM47 261H48V260H47ZM88 261H89V260H88ZM96 261H97V259H96L94 262H96ZM99 261H100V260H99ZM99 261H98V262H99ZM193 261H194V260H193ZM197 261H198V260H197ZM197 261H196L195 264H198ZM202 261H203V260H202ZM0 262H1V261H0ZM25 262H26V260H25ZM28 262H31V261H28ZM199 262H200V261H199ZM4 263H5V260H4ZM19 263H20V262H19ZM26 263H27V262H26ZM26 263H25V264H26ZM31 263H32V262H31ZM33 263H34V262H33ZM148 263H149V262H148ZM203 263H204V261H203ZM210 263H211V262H210ZM210 263H209V264H210ZM2 264H3V263H2ZM6 264H7V263H6ZM9 264H10V263H9ZM23 264H24V263H23ZM88 264H89V263H88ZM93 264H95V263H93ZM207 264H208V263H207Z\"/></svg>", "mask_w": 264, "mask_h": 264}, {"label": "flooded vegetation", "instance_id": "4", "mask_svg": "<svg viewBox=\"0 0 264 264\" xmlns=\"http://www.w3.org/2000/svg\"><path fill=\"white\" fill-rule=\"evenodd\" d=\"M185 105V104H184ZM117 107H119V106H113V109H115L116 110V113H117ZM119 109V108H118ZM227 113H230V112H227ZM168 116H166V115H164V118L166 119ZM113 119V116L112 117H110V119L108 120L109 121V123L107 124V127L108 128H106V130H107V132H109L110 130H111V128H109L110 127V124H111V120ZM167 121H169V118H167L166 119ZM208 125V126H207ZM205 127H210V125H209V123L208 122H206V124H204L203 126H202V128L204 129ZM190 128V127H189ZM114 129V132L116 131V133H117V137H118V133H121L120 132V129L121 128H113ZM140 131H142V130H140ZM190 145H187V147L188 148H190L189 147ZM186 147V143H185V145H184V148ZM185 150H186V154H189L190 153V151H188V149L187 148H185ZM215 168V167H214ZM215 173H218L217 172V170H215Z\"/></svg>", "mask_w": 264, "mask_h": 264}, {"label": "snow or ice", "instance_id": "5", "mask_svg": "<svg viewBox=\"0 0 264 264\" xmlns=\"http://www.w3.org/2000/svg\"><path fill=\"white\" fill-rule=\"evenodd\" d=\"M85 207H90L87 203L84 204ZM5 210V204H4V190L2 187H0V214H3ZM26 254V253H25Z\"/></svg>", "mask_w": 264, "mask_h": 264}, {"label": "water", "instance_id": "6", "mask_svg": "<svg viewBox=\"0 0 264 264\" xmlns=\"http://www.w3.org/2000/svg\"><path fill=\"white\" fill-rule=\"evenodd\" d=\"M256 73H257L258 77L261 79V81L264 82V66L258 68L256 70Z\"/></svg>", "mask_w": 264, "mask_h": 264}, {"label": "clouds", "instance_id": "7", "mask_svg": "<svg viewBox=\"0 0 264 264\" xmlns=\"http://www.w3.org/2000/svg\"><path fill=\"white\" fill-rule=\"evenodd\" d=\"M138 259H140V257L134 256L130 260L123 261L122 264H136Z\"/></svg>", "mask_w": 264, "mask_h": 264}]
</instances>
